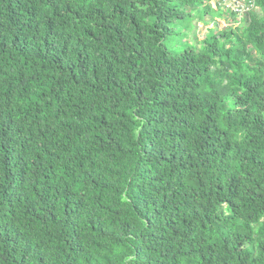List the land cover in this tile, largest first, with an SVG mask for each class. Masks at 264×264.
<instances>
[{
	"label": "trees",
	"instance_id": "trees-1",
	"mask_svg": "<svg viewBox=\"0 0 264 264\" xmlns=\"http://www.w3.org/2000/svg\"><path fill=\"white\" fill-rule=\"evenodd\" d=\"M0 264H264V0H0Z\"/></svg>",
	"mask_w": 264,
	"mask_h": 264
},
{
	"label": "rangeland",
	"instance_id": "rangeland-1",
	"mask_svg": "<svg viewBox=\"0 0 264 264\" xmlns=\"http://www.w3.org/2000/svg\"><path fill=\"white\" fill-rule=\"evenodd\" d=\"M212 6L214 9H216V3L215 1H212ZM232 10L234 11H246L248 7L244 6V3L241 2H235L231 3L229 5ZM230 19L226 18L224 14H220V16L217 18L216 23H211L209 26L206 25L204 21H201L199 19L195 20L193 24H191L192 28L183 29V40L189 41L191 44H196V42H200L202 38L206 35L205 30L208 28H214L216 27L218 30H221L222 27L229 25ZM176 46L179 47L181 44L176 43Z\"/></svg>",
	"mask_w": 264,
	"mask_h": 264
},
{
	"label": "clouds",
	"instance_id": "clouds-1",
	"mask_svg": "<svg viewBox=\"0 0 264 264\" xmlns=\"http://www.w3.org/2000/svg\"><path fill=\"white\" fill-rule=\"evenodd\" d=\"M249 5V2L246 4V3H244V6H246V7H248V9L247 10H249L250 9V7L248 6ZM246 10V11H247Z\"/></svg>",
	"mask_w": 264,
	"mask_h": 264
}]
</instances>
